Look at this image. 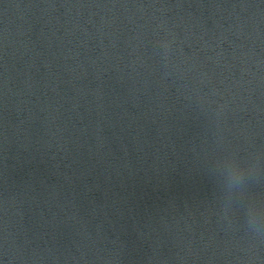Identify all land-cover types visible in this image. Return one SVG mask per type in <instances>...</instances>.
<instances>
[{
  "label": "water",
  "instance_id": "obj_1",
  "mask_svg": "<svg viewBox=\"0 0 264 264\" xmlns=\"http://www.w3.org/2000/svg\"><path fill=\"white\" fill-rule=\"evenodd\" d=\"M0 264H264V0H0Z\"/></svg>",
  "mask_w": 264,
  "mask_h": 264
}]
</instances>
